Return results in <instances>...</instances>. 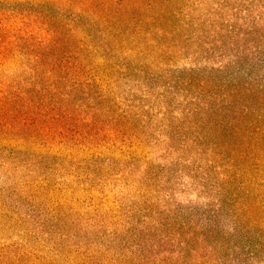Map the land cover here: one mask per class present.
I'll return each instance as SVG.
<instances>
[{"label": "rangeland", "instance_id": "obj_1", "mask_svg": "<svg viewBox=\"0 0 264 264\" xmlns=\"http://www.w3.org/2000/svg\"><path fill=\"white\" fill-rule=\"evenodd\" d=\"M210 1L221 26L254 35L221 52L204 45L212 39H200L202 26L188 27L173 37V55L148 63L91 51V38L77 50L82 35L66 24L80 22L92 45L97 26L64 0L50 7L56 33L35 17L41 5L0 0V100L30 88L34 104L25 142L13 116L0 141V264H179L185 247L191 264H264V173L251 169L228 190L193 93L174 86L216 71L264 84L263 5ZM37 53L46 57L33 71Z\"/></svg>", "mask_w": 264, "mask_h": 264}, {"label": "trees", "instance_id": "obj_2", "mask_svg": "<svg viewBox=\"0 0 264 264\" xmlns=\"http://www.w3.org/2000/svg\"><path fill=\"white\" fill-rule=\"evenodd\" d=\"M31 1L34 5L43 7L35 17L41 24L52 27L51 32L56 33L58 26L61 27L62 24L50 23L49 14L52 10L50 7L57 9L54 1L60 0ZM64 1L67 2L69 9L80 10L78 20L81 21V17L90 14L97 26L96 32L99 34V39L95 45H92L95 38L86 33V28L80 26V22L76 26L66 24L68 33L82 35L81 47L77 49L80 51L84 47L83 41L86 38H91L88 41L91 44V51L100 53L111 50L112 53H132L133 57L138 58L139 61L152 63L158 60L160 63L161 60L163 63L170 54L174 53L175 41L173 37L181 36L182 31L185 33L188 27L200 29L202 26L203 31H201L200 39H212L209 43L204 42V45H208L209 50L213 51L216 46H219L221 52H225V48L227 45H231V41L243 39V34L254 35L249 30V33L246 32L247 30L244 31L246 33H241V28L221 26L218 21L225 20L215 13L216 10L213 7L216 6L217 9V3H212L210 0H196V8L190 0ZM222 2L229 4L230 0H221L220 7ZM257 2L261 3L259 6L263 5L264 8V0ZM207 5L212 8L206 7ZM241 19L237 18L236 20L240 21ZM261 21L257 22L263 23ZM253 23L256 22H247L244 19L240 25L249 27L253 26ZM42 51L45 52L44 49ZM35 56L38 58V62H35L33 71L42 68V60L46 57L41 53H37ZM7 58L8 49L0 43V62ZM221 73V71H216L215 75L209 79L195 77L190 73V75L187 74L182 79H178L174 86L185 94L193 93L196 104L192 113L199 117V122L204 123L206 134L212 135L213 148L216 151H210L214 157L211 167L221 168V174L225 176L228 190L236 192L237 186L238 189L242 187L241 182L238 181L249 170H255L259 176L264 173V84L254 83L247 76L239 79L234 73L223 78L220 76ZM32 95L30 88L26 91H19L15 88V94L12 91V94L6 99L8 101L4 98L0 100V118L5 120V125L0 130V141L6 140L9 136V123L6 120L13 116L14 129L18 132L16 139L25 142L26 139L20 135V130L31 127L28 118L30 109L34 108ZM12 108L15 111H12ZM198 121L192 123L195 132L201 127ZM217 162L223 163L224 167L216 165ZM233 169L236 170V173L230 172ZM236 183L238 185L235 188L233 185ZM236 195L238 196V193ZM185 248L183 249L184 255L182 253L181 256L182 261L179 264H191L187 262L188 258L185 255L187 248ZM138 260L140 261L135 264H149L147 259L145 263L141 262L143 261L141 258ZM160 264L174 263L163 260Z\"/></svg>", "mask_w": 264, "mask_h": 264}]
</instances>
